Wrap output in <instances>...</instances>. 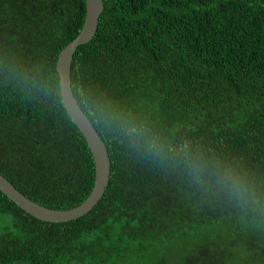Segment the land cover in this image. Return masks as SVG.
Segmentation results:
<instances>
[{"label":"trees","instance_id":"1","mask_svg":"<svg viewBox=\"0 0 264 264\" xmlns=\"http://www.w3.org/2000/svg\"><path fill=\"white\" fill-rule=\"evenodd\" d=\"M86 1L0 0V174L55 210L81 206L96 182L57 71ZM103 1L71 80L109 151V187L66 223L41 221L0 190V264H264V215L97 122L98 106L111 105L247 174L264 199V0Z\"/></svg>","mask_w":264,"mask_h":264},{"label":"water","instance_id":"2","mask_svg":"<svg viewBox=\"0 0 264 264\" xmlns=\"http://www.w3.org/2000/svg\"><path fill=\"white\" fill-rule=\"evenodd\" d=\"M86 19L81 33L59 55L57 71L64 106L72 121L84 135L96 164V182L89 198L79 207L71 210H55L44 207L22 194L5 176L0 174V190L17 206L31 216L49 223H66L77 220L91 212L102 200L111 178V159L109 151L95 126L81 108L75 97L71 69L78 47L88 44L96 36L101 15L104 12L103 0H87Z\"/></svg>","mask_w":264,"mask_h":264},{"label":"clouds","instance_id":"3","mask_svg":"<svg viewBox=\"0 0 264 264\" xmlns=\"http://www.w3.org/2000/svg\"><path fill=\"white\" fill-rule=\"evenodd\" d=\"M97 111L100 112L97 122L123 135L130 142V147L140 149L145 156L161 164L169 161L176 166L182 164L196 183H207L238 207L264 215V199L257 194L247 174L238 172L223 161L208 159L188 143H167L146 124L136 122L134 117L125 116L111 105H99Z\"/></svg>","mask_w":264,"mask_h":264}]
</instances>
